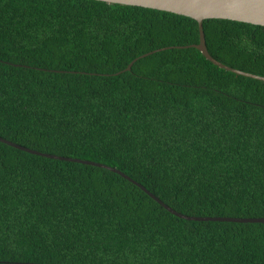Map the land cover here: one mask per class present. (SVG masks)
Segmentation results:
<instances>
[{
	"label": "trees",
	"instance_id": "obj_1",
	"mask_svg": "<svg viewBox=\"0 0 264 264\" xmlns=\"http://www.w3.org/2000/svg\"><path fill=\"white\" fill-rule=\"evenodd\" d=\"M204 31L264 76L263 25ZM199 42L164 10L0 0V136L116 167L186 215L264 217V80ZM0 264H264V222L181 218L110 169L0 141Z\"/></svg>",
	"mask_w": 264,
	"mask_h": 264
},
{
	"label": "water",
	"instance_id": "obj_2",
	"mask_svg": "<svg viewBox=\"0 0 264 264\" xmlns=\"http://www.w3.org/2000/svg\"><path fill=\"white\" fill-rule=\"evenodd\" d=\"M102 1H106L108 3H119L124 5H134V6H143L147 8H154V9L164 10L194 18L199 23L200 42L198 44H194L193 46L198 48L206 56L207 59L212 61L214 64L220 66L221 68L227 69L229 71L264 80V76L234 68L217 60L214 56H212L207 47L206 36L204 31V21L205 19H209V18L237 20V21L248 22V23L264 26V0H102ZM162 49L164 48L150 51L134 59L127 67V70H131L134 62L137 61L139 58L145 57L147 55L154 53L155 51H159ZM0 141L10 144L14 147L26 150L31 153L41 154L59 159L82 162L86 164H93L96 166L104 167L106 169H110L114 172L119 173L125 178L131 180L138 186H140L144 191H146L149 195H151L154 199H156L165 208H167L169 211H171L172 213H174L175 215L181 218H185L188 220H203V221L219 220V221H235V222H264V217H259V218L199 217V216L186 215L181 212H178L170 205L166 204L159 197H157L155 194L150 192L143 184L134 180L129 175H127L126 173H124L123 171H121L116 167L90 160H83L79 158L63 157L48 153H42L38 150L19 145L1 136H0Z\"/></svg>",
	"mask_w": 264,
	"mask_h": 264
}]
</instances>
